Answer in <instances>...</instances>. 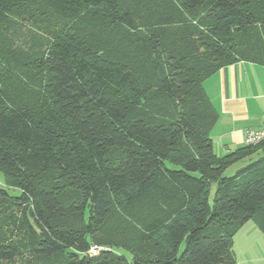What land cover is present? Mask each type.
Wrapping results in <instances>:
<instances>
[{
	"label": "trees",
	"instance_id": "trees-1",
	"mask_svg": "<svg viewBox=\"0 0 264 264\" xmlns=\"http://www.w3.org/2000/svg\"><path fill=\"white\" fill-rule=\"evenodd\" d=\"M242 62L264 0H0V264H233L264 142L217 155L204 84Z\"/></svg>",
	"mask_w": 264,
	"mask_h": 264
},
{
	"label": "crops",
	"instance_id": "crops-1",
	"mask_svg": "<svg viewBox=\"0 0 264 264\" xmlns=\"http://www.w3.org/2000/svg\"><path fill=\"white\" fill-rule=\"evenodd\" d=\"M204 85L220 115L211 134L214 150L226 156L245 146L247 131L264 127V66L245 62L228 66ZM232 252L233 264H264V230L246 224L234 237Z\"/></svg>",
	"mask_w": 264,
	"mask_h": 264
},
{
	"label": "rangeland",
	"instance_id": "rangeland-1",
	"mask_svg": "<svg viewBox=\"0 0 264 264\" xmlns=\"http://www.w3.org/2000/svg\"><path fill=\"white\" fill-rule=\"evenodd\" d=\"M260 156V155H259ZM259 156H255L253 158V160L257 159ZM223 157V155H222ZM250 163V160H245L242 162H239L235 165H233L232 167H230L226 172H225V176L226 177H231L233 176L238 170H240L241 168L245 167L246 165H248ZM0 189H7L11 194L13 195H19L20 191L18 189H14V188H9L7 187V180L6 177L4 175V173L2 171H0ZM216 190V186L213 185L212 187V193H211V198L213 197L214 193ZM128 258H130V254L127 252H123Z\"/></svg>",
	"mask_w": 264,
	"mask_h": 264
},
{
	"label": "built area",
	"instance_id": "built-area-1",
	"mask_svg": "<svg viewBox=\"0 0 264 264\" xmlns=\"http://www.w3.org/2000/svg\"><path fill=\"white\" fill-rule=\"evenodd\" d=\"M264 142V127L261 131L249 130L245 135V146H257Z\"/></svg>",
	"mask_w": 264,
	"mask_h": 264
}]
</instances>
